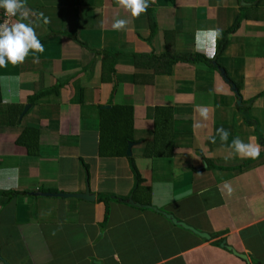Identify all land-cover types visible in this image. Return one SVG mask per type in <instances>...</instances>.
<instances>
[{
  "label": "crops",
  "instance_id": "obj_1",
  "mask_svg": "<svg viewBox=\"0 0 264 264\" xmlns=\"http://www.w3.org/2000/svg\"><path fill=\"white\" fill-rule=\"evenodd\" d=\"M255 1L150 0V33L147 11L132 19L114 0H26L22 22L45 50L0 68L3 107L23 111L17 126L0 127V264H246L222 246L264 264V148L242 159L230 147L237 136L264 143V0ZM237 17L217 69L175 62L151 76L166 42L208 58L195 50L197 31L222 30L216 52ZM116 18L130 22L115 31ZM93 49L116 53L103 79ZM134 54L146 57L134 65ZM27 129L34 136L21 141ZM128 133L129 157L100 151ZM85 189L93 202L46 196Z\"/></svg>",
  "mask_w": 264,
  "mask_h": 264
},
{
  "label": "clouds",
  "instance_id": "obj_2",
  "mask_svg": "<svg viewBox=\"0 0 264 264\" xmlns=\"http://www.w3.org/2000/svg\"><path fill=\"white\" fill-rule=\"evenodd\" d=\"M114 2L118 7L129 13L132 19L138 18L146 12L150 5V0H114ZM0 8L4 9L7 17H16L17 15L20 17V20L15 23L9 24L7 21L0 23V68L7 67L8 64L15 66L24 63L30 51L34 54L43 53L44 46L40 42L31 22H22L28 20L30 14V10L26 6V0H0ZM39 15L43 16V13ZM45 22L47 21L45 20ZM129 22V19L116 18L111 27L115 31H121L127 27ZM219 38H222L221 29L198 30L195 50L209 59H214L216 42ZM34 62H38V57L34 58ZM197 110L204 121L209 119V109L207 107L197 106ZM217 133L221 143L228 141L230 133L223 127L217 129ZM212 142L215 143L214 138ZM230 147L233 150L232 154L242 159H258L261 150L260 144L245 143L239 136L232 140ZM224 189L227 190V194L231 195L233 190L229 184L225 183ZM224 189L221 190L222 193ZM190 194L186 193L185 195ZM115 258L118 260V256Z\"/></svg>",
  "mask_w": 264,
  "mask_h": 264
},
{
  "label": "trees",
  "instance_id": "obj_3",
  "mask_svg": "<svg viewBox=\"0 0 264 264\" xmlns=\"http://www.w3.org/2000/svg\"><path fill=\"white\" fill-rule=\"evenodd\" d=\"M260 2V0H256L255 4L256 7L258 5V3ZM147 12H148V21H149V25L151 27V31L150 33L154 32L155 26H154V21H153V17L150 15L152 13V8L148 7L147 8ZM4 9H1L0 11V22H1V14L3 13ZM76 19V18H75ZM238 25V17L236 18V20L234 21L233 25L229 28V30L225 33L224 35V39L223 41L220 43L217 51L215 52V57L214 59H209V58H205L202 55L199 54H193V55H188V54H184V55H176L173 53L172 51V41L170 40L169 42H166L165 45V53L158 56V57H152V60L154 62L153 65L150 64V68H152L153 73L151 74V76L157 72H159V67L166 65V67H170L172 63L175 62H187V63H196V62H203L208 66H212L213 68L219 67V64L216 62L218 57L221 55V53L223 52L225 46H226V41L228 39V35L233 32ZM71 35L75 36V33L72 32L70 33ZM170 39V38H168ZM90 50V49H89ZM93 52H95L96 54L101 56V60H102V79H103V75H106L108 70L110 69V64H112V61L114 60V57L116 55V53H112L111 51L105 50V49H100V50H96L93 49L91 50ZM136 56H143L146 57V55L143 54H134V56H132L134 58V65L137 64V58ZM150 56V55H149ZM151 60V59H150ZM213 61L216 62V66H213L212 63ZM165 62V63H164ZM158 64V66H157ZM162 64V65H160ZM160 65V66H159ZM169 72V70L167 71ZM36 98H32L31 101L34 102ZM114 107H112V112H110L111 117H113L112 113H117V111L115 109H113ZM122 109V108H120ZM22 108L19 107V105L15 104V105H11V106H7V107H3V103H2V97H1V93H0V127H13V126H17L19 124V119L22 115ZM123 113H126L124 115V119L127 120V118H125L126 116L128 117V123H127V128L129 129L130 123H129V119L130 116L128 115L127 110ZM106 116L105 114H102V117ZM100 117H101V112H100ZM122 118V117H121ZM246 121L248 123L254 124L252 121H249L248 117H245ZM100 131H102V126H103V119H102V123L100 120ZM256 126V124H255ZM35 133V132H34ZM101 139H104L107 141V138L104 137L103 132H101ZM106 134V133H105ZM34 136L33 131L30 129H27L23 132L22 137L20 138L21 141H23L24 139H28L29 137ZM131 137L128 134L126 135H122L119 137L114 136L113 140H111V142L106 143L105 144H101L100 146V151L101 152H107V154L105 156H112V157H125V145L127 143V141H130ZM113 147V148H112ZM261 147L264 148V143L261 142ZM102 155V154H101ZM104 155V154H103ZM146 156L150 157V154H146ZM127 163L129 164V167L132 171V174L136 180V182H139V178L138 175L133 167V162L131 158H126Z\"/></svg>",
  "mask_w": 264,
  "mask_h": 264
},
{
  "label": "water",
  "instance_id": "obj_4",
  "mask_svg": "<svg viewBox=\"0 0 264 264\" xmlns=\"http://www.w3.org/2000/svg\"><path fill=\"white\" fill-rule=\"evenodd\" d=\"M219 74L220 76L222 77V79L228 84L230 85V89L231 91L234 93V95L237 97V105H241V97L239 95V92H238V88L236 87V85L234 83H232L228 78H227V75H226V72L223 68H219ZM130 145L131 143H127V146H126V151H125V155L127 157L130 156ZM43 196H45L43 194ZM46 196H53V197H63V198H74V199H77V200H82L84 202H93L94 201V196L89 194L88 190L85 189L84 193L81 194V195H66V194H61V195H56V194H47ZM127 204L129 205H133L131 201H128ZM135 207H139L138 205L134 204ZM155 211V210H153ZM171 223H174L176 225H179L181 227H184L183 224L181 223H178L176 222L175 220H173L172 218H170L169 216H165ZM186 230H189L191 231L192 233H194L196 236H198L199 238L201 239H208V236L205 235V234H201L199 232H195L194 230L190 229V228H187ZM222 248L226 249L229 251V253H231L234 257H236L237 259L245 262L246 264H249V262L247 261V258L245 255H242V254H239L237 253L235 250L233 249H230L228 247H225V246H222Z\"/></svg>",
  "mask_w": 264,
  "mask_h": 264
},
{
  "label": "built area",
  "instance_id": "obj_5",
  "mask_svg": "<svg viewBox=\"0 0 264 264\" xmlns=\"http://www.w3.org/2000/svg\"><path fill=\"white\" fill-rule=\"evenodd\" d=\"M15 17H7L5 15V11H3V13L1 14V22L0 23H5L6 21L11 24L12 23V20L14 19Z\"/></svg>",
  "mask_w": 264,
  "mask_h": 264
}]
</instances>
